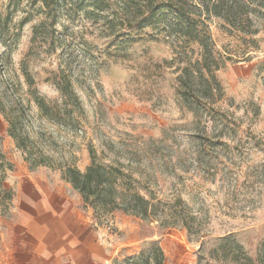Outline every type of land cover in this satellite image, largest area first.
Segmentation results:
<instances>
[{"label":"rangeland","instance_id":"obj_1","mask_svg":"<svg viewBox=\"0 0 264 264\" xmlns=\"http://www.w3.org/2000/svg\"><path fill=\"white\" fill-rule=\"evenodd\" d=\"M121 1L110 10L121 11ZM83 10L51 23L40 0H0V214L14 160L73 188L70 168L84 172L94 159L120 168L159 211L140 218L73 188L90 220L113 235L112 264H237L210 255L226 235L264 264V12L247 13L248 31L195 16L219 59L224 94L214 107L225 124L221 144L198 153L201 124L177 75L200 59L199 42L160 23L114 42L106 19Z\"/></svg>","mask_w":264,"mask_h":264},{"label":"trees","instance_id":"obj_2","mask_svg":"<svg viewBox=\"0 0 264 264\" xmlns=\"http://www.w3.org/2000/svg\"><path fill=\"white\" fill-rule=\"evenodd\" d=\"M40 1L51 18V23L63 11L79 9H84V15L88 17H104L109 29L108 36H113L114 42H125L132 38V30L138 32L158 23L175 34L198 41L201 46L200 59L181 69L177 75V90L184 105L197 116V121L201 124L196 135L200 148L198 153L221 144L219 139L225 124L219 118L218 108L214 107L224 94L220 81L214 75V71L220 67L219 59L212 48L209 35L197 28L195 16H217L235 29L248 31L251 20L246 16L247 13L262 15L264 0H202V4L189 0H122L121 11L110 10L112 0ZM105 12H110L111 16L104 15ZM245 25L247 29H244ZM34 99L43 110L45 105L42 97L35 96ZM208 122L213 123L210 134L206 133ZM219 123L221 126L217 129ZM10 134L14 136L12 130ZM69 171L73 188L82 194L86 202H95L103 208L119 209L140 218L158 217L157 205L132 191L128 183L125 184L123 179L126 174L120 168L103 165L92 159L84 172L71 168ZM182 223L187 230L190 229L186 216ZM210 255L221 260L233 259L237 264H262L261 259L251 258L230 235L215 240ZM156 263L161 264L158 258Z\"/></svg>","mask_w":264,"mask_h":264},{"label":"crops","instance_id":"obj_3","mask_svg":"<svg viewBox=\"0 0 264 264\" xmlns=\"http://www.w3.org/2000/svg\"><path fill=\"white\" fill-rule=\"evenodd\" d=\"M13 163L0 214V264H112L117 243L79 206V194L50 172Z\"/></svg>","mask_w":264,"mask_h":264}]
</instances>
